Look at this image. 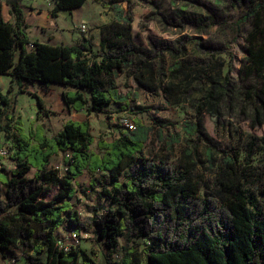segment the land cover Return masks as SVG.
I'll return each mask as SVG.
<instances>
[{"label":"trees","instance_id":"16d2710c","mask_svg":"<svg viewBox=\"0 0 264 264\" xmlns=\"http://www.w3.org/2000/svg\"><path fill=\"white\" fill-rule=\"evenodd\" d=\"M86 1L52 0L51 14L72 11ZM98 1L115 9L118 27L110 33L103 28L97 51L86 36L77 45L31 40L21 0L10 2L12 20L0 16V76L10 77L7 92L0 89V131L11 141L9 160L15 165L11 175L0 170V251L14 246L28 264H78L81 252L67 248L55 234L62 227L69 233L92 231L102 242L106 264H264V207L246 187L236 157H223L213 181L201 192L193 152L186 151L179 165L150 158L145 152L149 129L139 120L136 130H120L112 140L99 141L102 154L91 149L94 138L88 118L67 121L51 137L44 124L31 122L29 132L25 131L11 94L28 92L30 83L72 88L63 93L65 103L77 112L86 110L87 116L104 113L111 104L126 110L129 96L117 85V77L125 69L140 88H162L176 103L186 95L181 83L164 85L165 72L157 67L156 54L133 40L131 18L118 6L124 0ZM217 1L220 5L225 0ZM234 2L242 8L237 30L253 19L248 56L240 73L253 76L254 82L235 91L229 76L222 77L219 71L209 74L211 65L205 60L195 66L188 62L193 65L190 72L181 63L169 72L183 74L190 84L195 79L208 85L197 104L199 115L206 111L219 119L221 107L236 105L252 128L263 127L264 0ZM28 93L37 100L38 117L48 116L44 100L35 92ZM185 131L209 139L201 122ZM257 140L252 137L249 152ZM58 154L63 155L62 172L51 164ZM31 168L36 171L29 179L26 174ZM85 171L102 173L89 186L100 199L110 200L111 207L102 214L93 205L89 216L80 220L68 200L76 192V179ZM29 222L46 223L47 231L37 232L28 227ZM137 238H144L147 245L140 248ZM119 239H123L121 244ZM44 253L45 260L41 258ZM82 256V264H95L86 254Z\"/></svg>","mask_w":264,"mask_h":264},{"label":"rangeland","instance_id":"374dc122","mask_svg":"<svg viewBox=\"0 0 264 264\" xmlns=\"http://www.w3.org/2000/svg\"><path fill=\"white\" fill-rule=\"evenodd\" d=\"M11 1L0 0V16L4 19H9L12 14ZM234 1L225 0L223 4L218 5L220 1L217 0H124L118 4L124 14L128 13L131 18L133 40L156 54L155 63L165 72L164 85L170 81L178 82L187 90L179 103L162 88L149 90L138 87L129 70L125 69L119 73L117 85L123 95L129 96L126 110H120L116 104H111L105 107L104 113H92L87 117L86 110L77 112L64 102L63 93L71 89L70 87L30 83L27 91L37 93L44 100L49 115L38 117L39 105L36 98L28 92L17 95L16 90L11 94L12 98H16L15 114L21 117L27 133L31 122H35V125L46 126L45 133L49 137L60 131L69 120L88 118L90 132L94 138L91 149L99 154L103 153L98 149L99 141H110L119 135L120 130L127 131L125 122L134 123L137 127L136 120H139L149 129L145 152L150 158L166 159L179 165L184 162L186 151L193 152L201 192L205 190L206 184L213 181L222 158L226 155L236 157L241 172L245 173L243 181L246 187L255 193L264 207V126L252 128L250 119L246 115H239V106L236 105L230 109L221 107L219 119L206 111L199 115L197 104L208 85L195 79L190 84L189 79L183 78V74L173 75L169 72L177 63H181L185 70L190 72L192 64L195 66L205 60L211 65L209 74L214 75L219 71L222 77L229 76L235 91L245 89L254 82L253 76L247 77L245 73H240L248 56V38L253 28V19L239 26L237 30L236 21L242 13V8L236 6ZM84 12L93 15L91 4L86 6ZM100 14L98 21L85 22L88 30L82 32L89 37L93 31L94 45L95 40L98 41L101 24L107 23L104 29L106 33L118 27L114 8L103 7ZM82 16L85 15L82 13ZM188 62L192 64H187ZM195 68L198 69L199 66ZM202 80H207V76ZM0 89L6 93L8 84H2L0 80ZM198 122H201L209 139L185 131L188 126H195ZM253 136L258 140L254 150L249 152L248 145ZM10 147L11 141L0 131V170L11 175L15 165L9 160ZM62 158L63 155L58 154L51 160L52 166L59 168L61 172L64 169ZM35 171L31 168L26 177L33 178ZM101 174L85 171L74 183L76 192L68 201L80 220L89 216V208L93 205H97L102 214L111 207L110 200L100 199L97 192L89 186L90 180ZM252 180L254 183L250 184ZM46 226V223H28V227L37 232H46ZM55 234L62 238L68 248L72 246L81 252L78 264L83 263V253L95 264H106L102 242L92 231L82 232L77 238H73L68 230L61 227ZM119 240L121 244L123 239ZM135 242L140 248L147 245L144 238H137ZM41 258L45 260L46 253ZM11 259H15L13 264H28L27 259L19 255L14 246L9 250L0 251V264H11ZM114 259H118L117 253Z\"/></svg>","mask_w":264,"mask_h":264},{"label":"crops","instance_id":"0c3cea01","mask_svg":"<svg viewBox=\"0 0 264 264\" xmlns=\"http://www.w3.org/2000/svg\"><path fill=\"white\" fill-rule=\"evenodd\" d=\"M89 4H91L94 10L92 16L85 14L84 12L86 10V6ZM21 5L23 7L25 21L28 24L27 34L29 38L31 40H38L41 43H48L51 45L79 44L82 38L86 36L80 31L79 25L85 22L98 21L97 19L101 16L100 11L104 7L98 0H87L80 8L74 9L72 11H60L57 13V15H52L51 10L54 3H48L46 0H21ZM82 13L85 16H82ZM12 18L13 16L11 14L10 18L5 20H12ZM106 25L107 23H104L99 27L100 34L98 41L95 40L96 45L92 43L93 31L89 34V37L86 36L93 44L94 51H97L100 47L102 31ZM0 77L2 84H8L9 86L10 77L8 75H2ZM51 85L62 86L59 84ZM69 90H72V88Z\"/></svg>","mask_w":264,"mask_h":264},{"label":"built area","instance_id":"2783aa9c","mask_svg":"<svg viewBox=\"0 0 264 264\" xmlns=\"http://www.w3.org/2000/svg\"><path fill=\"white\" fill-rule=\"evenodd\" d=\"M48 3H51L52 0H46ZM79 29L81 32L85 33L87 32L88 30V26L83 23L79 26ZM30 47H33V44H30ZM125 128L126 130H129V131H134L136 130V126L134 125V123H131V122H125ZM70 236L73 237V238H77L79 236V233H77L76 231H71L70 233ZM68 248V247H67ZM15 262V259H11V264H13Z\"/></svg>","mask_w":264,"mask_h":264}]
</instances>
